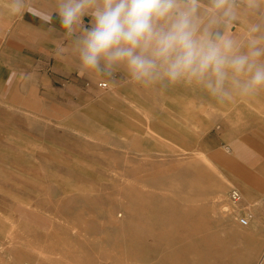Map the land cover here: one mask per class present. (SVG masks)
Returning a JSON list of instances; mask_svg holds the SVG:
<instances>
[{"label":"rangeland","instance_id":"obj_1","mask_svg":"<svg viewBox=\"0 0 264 264\" xmlns=\"http://www.w3.org/2000/svg\"><path fill=\"white\" fill-rule=\"evenodd\" d=\"M29 3L54 13L55 0ZM9 7L0 0V264H169L170 242L171 264H264V164L243 149L264 142V94L228 107L184 87L137 90L122 73L81 77L57 55V15L50 34ZM236 183L254 194L236 204L250 226L221 212Z\"/></svg>","mask_w":264,"mask_h":264},{"label":"clouds","instance_id":"obj_2","mask_svg":"<svg viewBox=\"0 0 264 264\" xmlns=\"http://www.w3.org/2000/svg\"><path fill=\"white\" fill-rule=\"evenodd\" d=\"M9 10L53 15L29 0ZM54 13L57 55L81 77L122 73L137 90L184 87L218 105L264 94V0H55Z\"/></svg>","mask_w":264,"mask_h":264},{"label":"crops","instance_id":"obj_3","mask_svg":"<svg viewBox=\"0 0 264 264\" xmlns=\"http://www.w3.org/2000/svg\"><path fill=\"white\" fill-rule=\"evenodd\" d=\"M53 14H55V13H53ZM53 17H54V15H52V19H51V24H52V26H50V30H49V32H50V34L55 30V32H56V30H59L60 29V26L58 27V23H59V17L58 16H56L57 17V19H58V23L57 22H55V21H53ZM7 20H8V22H9V24H10V22H11V20H10V14L8 13V16L7 15H2V17H1V21L5 24L6 22H7ZM86 20H88V18H86ZM23 20H21V22H22ZM25 21H26V18H25ZM20 22V23H21ZM55 23V25H53ZM26 25H27V22L25 23ZM57 24V25H56ZM36 30H38V32H37V35L40 37V36H43V33H45L46 34V32H44V29H43V24H42V27H36L35 28ZM8 32H10V29L8 30ZM20 33H21V30H20ZM25 33H27L26 31H24V34ZM9 35V34H8ZM24 44L26 45V42H24ZM23 44V45H24ZM18 45L19 46H21V42H19L18 43ZM24 45V47L25 48H22V49H19V51H22L23 49H26V46ZM41 48V47H40ZM39 48V49H40ZM18 61V60H17ZM23 63H25V60H23ZM18 66H21V65H18ZM10 67V66H9ZM228 107H229V105H228ZM225 110H228V109H225ZM223 113V112H222ZM223 114H225V113H223ZM260 135H261V133H260ZM264 136V135H263ZM263 136H256L257 138H260V137H263ZM244 148V155L245 156H247V157H249V159L252 157V158H255V159H257L258 161H257V164H264V142H262V141H258V143H256V142H250V143H247L246 142V144L243 146ZM199 154V157L201 158V160H202V162L208 167V169L209 170H211L213 173H215V175H217L218 177H220V178H222V179H225V180H227L226 179V177L223 175V174H221L219 171H218V169L212 164V162L210 161V160H208L205 156H203L202 154H200V153H198ZM254 162V163H253ZM256 165V163H255V161H252V163L250 162L249 163V167H254ZM239 178V177H238ZM244 178V180L245 179H247V177L246 176H244L243 177ZM249 179H251V177L249 178ZM202 182H204L203 181V179L202 178H199V183H198V187L199 188H201V189H203V187H202ZM229 183H231V182H229ZM237 185H236V190L235 191H237L238 193H239V195L241 196V194H243V195H246V196H252V195H254L253 193H252V191H251V189L250 188H248L247 186H245V185H239L238 183H236ZM203 191H206V189L204 190L203 189ZM231 191H233V190H231ZM230 191V192H231ZM220 192V193H219ZM216 193H219V194H216ZM241 193V194H240ZM212 196H213V199H214V197H216V196H221V198H222V191H219V190H216V189H214L213 190V192H212ZM231 200V199H230ZM232 201V200H231ZM230 208L228 207V205H225V206H223L222 207V209H221V212L222 213H224V216H226L225 215V213L226 212H230V210H232V214H233V212L235 213V218H238V219H240V220H238V222H240L241 224H244L243 223V220H246V224H244V225H248V226H250L249 224L251 223V219H252V216H250V215H248L247 217H243V218H239V215H238V212H240L239 210H238V207H237V205H236V203H230ZM250 206H251V208H254L255 207V203L253 202L252 204H250ZM128 214V213H127ZM127 214L125 213L124 214V216H120V218H121V220L119 221V222H116V223H122V222H124V220H125V217H127ZM124 217V218H123ZM173 224V223H172ZM172 224H170L169 226H167V229H170V230H172L171 228H179V229H181L182 228V230L183 229H187L188 228V224H186V222H184V224L181 222V221H179V224L178 225H175V227H174V225H172ZM175 224V223H174ZM184 227V228H183ZM199 227H201L202 228V231L200 230V233H199V236L201 237V240L202 241H205V238L206 237H204L203 236V227L201 226V225H199ZM175 231V230H174ZM172 232H173V230H172ZM168 236L170 237V236H172V233L171 232H169L168 233ZM181 243V242H180ZM182 244V243H181ZM180 244V245H181ZM169 250L167 251V255H171L172 253H173V251H172V249H173V245H172V242H170V244H169ZM186 251L188 252V249H187V247H186ZM166 255V256H167ZM167 257V262L169 263V264H171L172 262L170 261L171 259H170V257ZM170 261V262H169ZM201 262H202V258H201V260H200V264H201Z\"/></svg>","mask_w":264,"mask_h":264},{"label":"built area","instance_id":"obj_4","mask_svg":"<svg viewBox=\"0 0 264 264\" xmlns=\"http://www.w3.org/2000/svg\"><path fill=\"white\" fill-rule=\"evenodd\" d=\"M100 87L106 88L107 84L106 83H101ZM230 197H231V200L234 203H236V204L240 203V201H241V196L239 195V193L237 191H231L230 192ZM243 223L246 224V220H243Z\"/></svg>","mask_w":264,"mask_h":264},{"label":"bare ground","instance_id":"obj_5","mask_svg":"<svg viewBox=\"0 0 264 264\" xmlns=\"http://www.w3.org/2000/svg\"><path fill=\"white\" fill-rule=\"evenodd\" d=\"M233 191H235V190H233ZM233 202V201H232ZM234 203V202H233Z\"/></svg>","mask_w":264,"mask_h":264}]
</instances>
